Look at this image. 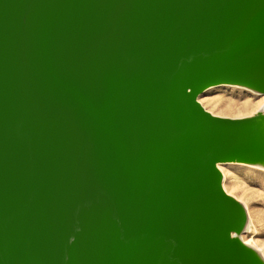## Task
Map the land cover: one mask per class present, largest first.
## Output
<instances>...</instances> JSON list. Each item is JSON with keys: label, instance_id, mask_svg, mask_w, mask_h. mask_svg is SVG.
Listing matches in <instances>:
<instances>
[{"label": "bare ground", "instance_id": "6f19581e", "mask_svg": "<svg viewBox=\"0 0 264 264\" xmlns=\"http://www.w3.org/2000/svg\"><path fill=\"white\" fill-rule=\"evenodd\" d=\"M198 77L264 94V0H0V264H264Z\"/></svg>", "mask_w": 264, "mask_h": 264}, {"label": "rangeland", "instance_id": "374dc122", "mask_svg": "<svg viewBox=\"0 0 264 264\" xmlns=\"http://www.w3.org/2000/svg\"><path fill=\"white\" fill-rule=\"evenodd\" d=\"M215 86L197 94L215 112L229 115L254 114L263 105L264 94L249 88L228 84ZM225 181L242 198L250 212V225L243 227L242 233L246 239L257 243L264 255V168L256 165H228Z\"/></svg>", "mask_w": 264, "mask_h": 264}, {"label": "water", "instance_id": "95a60500", "mask_svg": "<svg viewBox=\"0 0 264 264\" xmlns=\"http://www.w3.org/2000/svg\"><path fill=\"white\" fill-rule=\"evenodd\" d=\"M202 77H206V76H202ZM202 77H198V78H195L194 80L188 81L184 85V88H183L184 92H186L187 94H191L192 95V98L193 97H196L197 94H198V92L196 94L194 93L193 86H195L197 84V81L200 80ZM191 101H190V103H191Z\"/></svg>", "mask_w": 264, "mask_h": 264}]
</instances>
